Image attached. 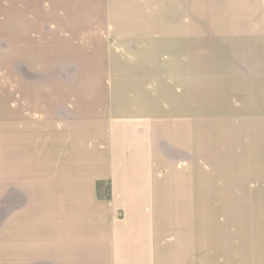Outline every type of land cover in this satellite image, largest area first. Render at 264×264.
<instances>
[{"label": "rangeland", "instance_id": "obj_1", "mask_svg": "<svg viewBox=\"0 0 264 264\" xmlns=\"http://www.w3.org/2000/svg\"><path fill=\"white\" fill-rule=\"evenodd\" d=\"M4 1L7 5V0H1V4ZM243 1L192 0L190 17L181 4L170 8L168 0H130L131 6H141L134 10L151 13L159 20L160 31L158 40L142 41L153 45L150 51L157 52L135 56L120 54L124 52L113 40H90L86 35L89 26L72 22L86 21L89 15L103 17L108 9L100 4L105 0H62L57 15L71 20L57 25L63 40L49 33L53 24L45 23L43 11L51 5L48 0L31 1L29 22L1 24L0 239L19 215L32 208L30 201L35 202L32 196L26 202L18 196L23 183L62 187L66 180L61 176L85 175L93 178L86 189L93 197L86 212L92 216L101 207L109 212L105 220L111 223L113 255L126 252L119 231L125 225L134 231L127 238L126 264H136L135 255L152 256L145 264H153L161 245H173L176 255L182 256L188 249L192 261L199 255L210 259L216 233L207 230L206 248L201 245L198 199L189 225V215L177 199L172 202L170 217H166L169 219H159L157 211L162 209L159 202L163 199L155 193L158 184L166 187L161 181L167 177L189 173L182 167L180 155L169 156V148L175 151L173 154L187 151L190 155L184 146L186 141L191 150L199 142L198 99L193 102L189 94V100H184V91L193 93L199 85L201 73L196 68L214 70L216 63L224 64L226 61L216 53L220 48L235 53L228 56L236 64L229 71L232 79L246 72L248 79L258 76L264 80L263 40L217 38L228 36L221 33V16L239 9L242 15ZM120 4L123 8L115 7L113 14H128L127 7ZM178 18L179 22L191 21V32L179 30L183 24L175 21ZM96 26L103 28V24ZM219 26L220 32L216 30ZM76 29L85 30L83 37L75 34L78 40L67 39L64 31ZM204 29L208 34L202 33ZM173 35L177 37L169 38ZM122 43L125 51L130 50L132 41ZM91 48L100 54L90 53L94 51ZM186 50L188 55H182ZM79 123L88 126L81 128ZM148 175L152 177L145 178ZM123 179L130 183L131 190L124 189ZM139 190L147 192L148 197L139 198ZM54 207L49 204L43 209ZM193 228L196 230L191 232ZM136 229H142L144 235L136 234Z\"/></svg>", "mask_w": 264, "mask_h": 264}, {"label": "crops", "instance_id": "obj_2", "mask_svg": "<svg viewBox=\"0 0 264 264\" xmlns=\"http://www.w3.org/2000/svg\"><path fill=\"white\" fill-rule=\"evenodd\" d=\"M31 1L7 0V5L5 1L2 5L0 0V25L29 22L32 16ZM48 1L51 5L46 6L43 11L47 18L45 23L53 24L54 27L51 26L49 33L63 40L64 37L59 33L61 31L57 25L70 23L71 20H65L61 14L57 15L56 11L62 6V0ZM191 1L168 0V5L174 9L176 6L179 8L181 4L185 14L191 17L193 8L190 5ZM121 2L127 7L128 14H113L112 10L115 7L123 8L119 7ZM128 2L130 0H105V4H100L101 7L108 9L103 17L89 15L91 18L86 21L72 22L88 25L89 32H86V35H89L90 40L107 39L113 40L114 45L118 43L124 52L120 54L135 56L141 53H156L157 51H150L154 48L153 45L149 47V44L142 41L158 40L159 20L151 13L134 10L141 6L135 4L131 6ZM243 2L246 5L242 15L239 9L232 11V15L230 12L229 15L221 16L224 17L223 21L225 20L222 21L224 29L221 33L228 36L222 35L217 38L264 41V0ZM4 7L5 9L1 10ZM175 21L179 22V18ZM199 23L202 21L199 20ZM97 24H103V28L97 29ZM179 24H183L179 26V30L191 32L190 20L180 21ZM175 30L171 33L175 34ZM216 30L220 32V26ZM82 31L85 30L76 29L75 32L65 30L64 33L67 34V39L78 40L74 35L80 34L83 37ZM202 33L208 34L206 29ZM176 37L173 35L169 38ZM124 40L132 41L133 46L131 44L130 50L125 51L126 46L122 43ZM91 50L94 51L90 53L100 54L95 48ZM218 50L216 53L221 57V61L226 62L216 63L214 70H203L204 64L201 63L203 68H196L201 73L200 79H197L198 87L193 93L184 91V100L188 101L190 94L193 102L197 103V99L199 102L201 129L199 142L194 144L195 147L191 150L186 141L184 146L186 150L189 149L190 155L187 151H184L186 154L179 152L173 154L175 151L169 148L171 151L169 156L180 155V159L183 160L182 167L189 169V173L167 177L161 181L166 187L158 184L155 193L158 197L162 195L163 203L159 202V209L160 207L162 209L157 211L159 219L162 220L170 217L172 202L177 199L178 202H182L181 207L186 210V215H189L190 225L193 210L199 204L201 223L198 229L201 233V245L206 248L205 232L215 231L216 235L212 240L213 253L210 254V259L206 255H199L192 261L188 249L182 256L176 255L173 245H161L153 264H175L181 261L185 264H189V261L194 264L198 261L203 264H264V80L261 81L262 78L258 76H250L248 79L245 77L248 76L246 72L245 76L232 79L229 71L236 64L233 63L235 61L231 62L228 56L235 53L220 48ZM188 52L186 50L182 55H188ZM79 124L82 125L81 128L88 126L86 123ZM10 132L12 131L9 129ZM194 141L193 139L191 143ZM192 145L190 144V147ZM176 148L174 146V150ZM61 178L62 181L66 180L64 184L62 183L63 186L61 184L62 187L53 184L23 183V191L18 196L23 202L32 196L35 202L30 201L32 208L19 215L18 220L4 231L2 240L0 239V264L128 263L127 238L134 235V231L128 230L127 225L124 230L119 231V237L125 242L123 249L126 252L113 255L110 247L111 223L110 220H105L109 212L104 207L92 216L86 212V207L92 203L89 201L93 199L92 192L86 189L93 178L85 175H67ZM121 181L125 190H131L130 183L124 179ZM149 187H152L151 183ZM139 192L138 197L143 198L142 200L148 197L147 192L141 193L140 190ZM9 193L11 195L13 191L10 190ZM49 204L55 207L44 210L43 208ZM195 230L193 228L191 232ZM136 234L143 236L144 232L142 229H136ZM33 242H36L34 246ZM135 256L136 264L149 263V259H152L149 255Z\"/></svg>", "mask_w": 264, "mask_h": 264}]
</instances>
